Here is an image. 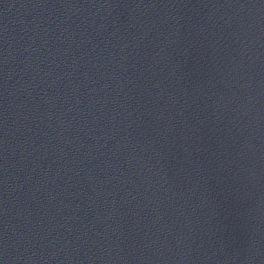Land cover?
Listing matches in <instances>:
<instances>
[{
  "label": "water",
  "instance_id": "obj_1",
  "mask_svg": "<svg viewBox=\"0 0 264 264\" xmlns=\"http://www.w3.org/2000/svg\"><path fill=\"white\" fill-rule=\"evenodd\" d=\"M0 264H264V0H0Z\"/></svg>",
  "mask_w": 264,
  "mask_h": 264
}]
</instances>
